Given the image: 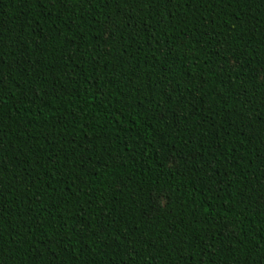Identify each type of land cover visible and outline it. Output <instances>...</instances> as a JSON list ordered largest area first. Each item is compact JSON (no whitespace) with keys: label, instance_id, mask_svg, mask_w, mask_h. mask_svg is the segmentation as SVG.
<instances>
[{"label":"trees","instance_id":"obj_1","mask_svg":"<svg viewBox=\"0 0 264 264\" xmlns=\"http://www.w3.org/2000/svg\"><path fill=\"white\" fill-rule=\"evenodd\" d=\"M0 264H264V0H0Z\"/></svg>","mask_w":264,"mask_h":264}]
</instances>
